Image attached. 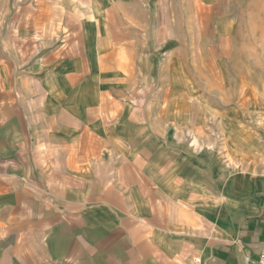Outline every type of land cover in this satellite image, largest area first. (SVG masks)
<instances>
[{"label":"crops","instance_id":"crops-1","mask_svg":"<svg viewBox=\"0 0 264 264\" xmlns=\"http://www.w3.org/2000/svg\"><path fill=\"white\" fill-rule=\"evenodd\" d=\"M170 1L16 0L0 43V264L264 252V152L230 159L209 138L224 109L171 97Z\"/></svg>","mask_w":264,"mask_h":264},{"label":"rangeland","instance_id":"rangeland-1","mask_svg":"<svg viewBox=\"0 0 264 264\" xmlns=\"http://www.w3.org/2000/svg\"><path fill=\"white\" fill-rule=\"evenodd\" d=\"M170 4L173 36L168 49L175 66L171 97L178 103L208 97L215 112L217 107L224 109L225 118L210 121L209 138L213 144L226 142L230 159L232 154L263 155L264 0H171ZM17 10L16 0H0V43ZM194 108L201 114L199 106ZM201 133L190 138L196 147L208 138Z\"/></svg>","mask_w":264,"mask_h":264},{"label":"built area","instance_id":"built-area-1","mask_svg":"<svg viewBox=\"0 0 264 264\" xmlns=\"http://www.w3.org/2000/svg\"><path fill=\"white\" fill-rule=\"evenodd\" d=\"M247 264H264V252L260 253L256 258L247 257Z\"/></svg>","mask_w":264,"mask_h":264}]
</instances>
